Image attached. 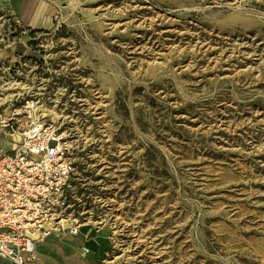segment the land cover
Wrapping results in <instances>:
<instances>
[{"label":"rangeland","instance_id":"374dc122","mask_svg":"<svg viewBox=\"0 0 264 264\" xmlns=\"http://www.w3.org/2000/svg\"><path fill=\"white\" fill-rule=\"evenodd\" d=\"M40 26L0 104L67 135L65 226L125 264H264V0H40Z\"/></svg>","mask_w":264,"mask_h":264},{"label":"built area","instance_id":"2783aa9c","mask_svg":"<svg viewBox=\"0 0 264 264\" xmlns=\"http://www.w3.org/2000/svg\"><path fill=\"white\" fill-rule=\"evenodd\" d=\"M35 108L26 101L9 116L0 113V125L21 137L14 150L0 151V259L13 264H26L23 253L35 250L37 238L66 227L63 192L73 148L65 133L36 119ZM22 120L27 128L20 131Z\"/></svg>","mask_w":264,"mask_h":264},{"label":"crops","instance_id":"0c3cea01","mask_svg":"<svg viewBox=\"0 0 264 264\" xmlns=\"http://www.w3.org/2000/svg\"><path fill=\"white\" fill-rule=\"evenodd\" d=\"M40 0H0V86L13 78L22 58L32 50L40 37ZM0 87V88H1ZM12 105L0 107L9 116ZM27 128L22 120L20 131ZM21 142L19 135L0 125V151L14 150ZM77 230V232H76ZM26 264H125L115 255V239L107 225L69 224L63 230L37 238L33 252H25ZM0 264H13L0 259Z\"/></svg>","mask_w":264,"mask_h":264},{"label":"bare ground","instance_id":"6f19581e","mask_svg":"<svg viewBox=\"0 0 264 264\" xmlns=\"http://www.w3.org/2000/svg\"><path fill=\"white\" fill-rule=\"evenodd\" d=\"M47 117L48 116H46V115L36 116L37 119L38 118L43 119V118H47ZM134 241L135 240H131L130 242L129 241H125V240L121 241L120 251L122 252V254L120 255L119 258H128L130 260L135 259V257H136L135 256L136 248L134 247ZM118 246H119V244H118ZM129 253H131V254H129Z\"/></svg>","mask_w":264,"mask_h":264}]
</instances>
